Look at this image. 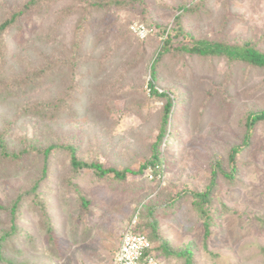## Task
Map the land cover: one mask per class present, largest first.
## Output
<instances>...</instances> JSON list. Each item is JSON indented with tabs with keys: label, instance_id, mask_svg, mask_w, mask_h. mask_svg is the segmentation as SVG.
<instances>
[{
	"label": "rangeland",
	"instance_id": "rangeland-1",
	"mask_svg": "<svg viewBox=\"0 0 264 264\" xmlns=\"http://www.w3.org/2000/svg\"><path fill=\"white\" fill-rule=\"evenodd\" d=\"M199 1L141 0L142 6L125 11L123 19L118 13L98 17L87 29L83 62L87 65L80 71L82 91L74 113L57 124L21 115L20 110L30 100L46 99L58 92L59 87L47 85V79L39 89L0 97V131L10 129L9 148L22 149L24 137L45 148L56 135L60 143L72 140L80 155L90 152L106 167L138 170L156 141L157 112L163 106L162 100L152 102L143 94L146 89L150 95V66L167 37L161 33L162 27L157 31L154 25L172 29L183 13L179 6ZM222 1L194 5L199 7L183 17L186 31L213 40L253 42L264 50V0H229L234 6ZM22 2L0 0V24L10 17V4L17 8ZM144 2L148 19L142 12ZM69 6L68 1H61L48 14L29 13L20 25L8 29L0 39V85L16 82L30 68L54 62L52 54L70 53L79 18L76 14L61 20ZM148 23L154 28L146 35L134 28ZM129 34L133 46L124 38ZM150 36L156 45L147 44L141 58L142 47L137 45ZM114 51L118 54L116 58L112 55L111 63L119 70L124 64L129 67L134 59L139 61L125 83L119 81L118 86L112 84L117 81L114 69L111 67L112 75L110 67L102 70L97 62L104 52ZM182 66L184 78L179 77L176 67L161 70L163 83L157 86L161 91L172 89L183 94L173 133L161 147L159 171L150 168L123 182L96 178L90 170L81 173L76 185L91 203L90 209L84 210L76 192L66 194L65 183L73 175L69 155L53 156V178L45 182L40 194L54 218L59 251L47 244L46 233L40 228L42 209L28 198L21 209L22 231L8 249L12 256L29 264H112L124 232L131 228L150 236L162 264H184L187 260L189 264H264V227L258 222V218L264 219V123L258 125L255 139L242 157L237 181L219 177L207 203L209 224L194 210L187 193L207 188L211 167L217 161L226 162L228 150L242 138L245 118L264 109V68H250L227 58L189 56ZM121 88L126 90L124 94ZM142 100L146 103L140 106ZM32 157L20 162L25 172L0 176V222L9 223V208L5 206L16 198L18 189L26 193L28 180L40 174V165ZM154 229L158 236H154ZM32 237L34 242H30ZM165 246L191 253L169 255Z\"/></svg>",
	"mask_w": 264,
	"mask_h": 264
},
{
	"label": "trees",
	"instance_id": "trees-1",
	"mask_svg": "<svg viewBox=\"0 0 264 264\" xmlns=\"http://www.w3.org/2000/svg\"><path fill=\"white\" fill-rule=\"evenodd\" d=\"M61 1H68L70 5L67 8L68 12L65 17L63 16L61 18V20H66L76 14L79 18L76 24V38L73 42L70 53H60L59 55L52 54L51 57L54 59V62L50 61V64L43 65L37 69L30 68L29 71L18 78L16 82L15 80H12L8 82V84L2 83V85H0V97L9 96L11 94L17 95L21 92H30L31 90L39 89L45 85L47 80V85H57L59 88L56 94H52L46 99L30 100L26 107L23 110H20L22 116L25 115L26 117L31 116L33 118L42 119L43 123L48 124H57L65 117L75 112L76 104L79 101V94L82 91L80 82L83 78L80 71L84 65H87L83 64L86 59L84 53L86 47L85 42L87 39L85 37L88 33L87 29L95 25L98 17L99 19H103L105 18L104 16L118 13L117 15L123 19L126 15L125 11L128 9L137 10L138 5H141V0H23L21 5L15 8L13 4H10L12 2H10L9 4L13 7V11H11L10 17L0 24V39L3 38L5 33L7 35L9 32L8 29L12 30L15 26L20 25L24 15L29 13H38L40 16L48 14L54 5ZM206 1L209 0H200L195 4H189L186 2L179 6L178 10H182L183 13H180L177 16L175 27L172 29L168 30L167 27L160 24L154 25V27L156 26L155 28L157 31L162 27L161 33H167V37L163 40L161 45L159 44V51L155 52V59L150 66L151 80L148 82L150 95L147 94L146 89L143 90V94L148 97L147 100L152 102L162 100L163 106L157 112L158 135L156 141L151 145L150 150L147 153L149 155L147 160L141 164L138 170H134L129 166H125L124 168H119L117 166L106 167L100 160L92 157L90 152H88V156L80 155L78 152V146L72 140L65 144L60 143V136L56 135V140L51 142V144L45 148L37 147L36 144L31 143L27 137H24L26 145L22 149L17 150L9 148L8 139L10 137V129L7 128L2 132L0 131V176L6 175L8 177L16 175L17 173H21L22 170L25 172L27 169L26 167L22 169V163L20 162L24 161L26 163L27 158L30 156H33L32 158L40 165L39 176L36 178L32 177L28 180L29 190L25 193L23 189H18L16 192V198L10 201L9 205L7 203L5 206L9 208V223L0 222V225L2 226L0 232V264H29L12 256L8 251L9 247L12 246L11 242L15 239L18 232L22 231L21 209L28 198L34 200V202L42 209L43 222L40 224V228L46 233L47 244L59 251V243L55 235L56 225L54 218L49 212V206L45 205V202L42 201V194H40L45 182L53 178V156L60 153H67L69 155L70 169L73 175L72 178H69L70 181L65 183L67 186L66 194L76 192L81 207L84 210H89L91 203L86 192L76 185V178L81 173L90 170L96 178L115 179L118 182H123L131 175L144 174L145 171L150 168L154 172L159 171V165L163 161L161 147L163 143L166 142L167 138L173 133L174 121L180 108V104L183 101V94H181V91L172 89L161 91L157 88L158 84L163 83L161 70H166L168 72L169 68L176 67V72L179 73V77L184 78L183 76L185 75L182 64L186 56L199 58H227L229 61L242 63L250 68H264V50L258 49L253 42L245 41L243 43H233L224 40H213L210 38L197 37L186 31L183 25V17L185 13L199 7H194V5H199L204 2L206 3ZM224 1H226L228 5L234 6L229 0H223L222 2ZM143 6L144 8L142 7V12L146 16V19H148L147 12L149 13V11H147L145 2ZM64 22L65 21H58L57 24ZM146 25L150 29L154 28L152 27L153 24L148 23ZM154 34L155 33H151L150 35ZM124 38L131 42V46L134 45V41L130 39V34L129 36L125 35ZM176 38L180 40L176 41ZM147 44H150L151 46L156 45L153 36H150L147 40L142 41L141 44L137 45V47H142L139 51L141 58H143V54L146 53ZM116 48L117 45L114 50ZM110 53L111 55H109ZM110 53L108 52V54H105L104 52L102 56L97 59V62L102 67V70L106 67H112L114 69L117 81H114L112 84L118 86L119 81L125 83L130 72L135 70L138 66L139 61L134 59L129 67L124 64L122 65V69L119 70L117 66L111 63L114 60L113 56L116 58L118 52L114 51ZM178 65H180V67H178ZM113 69L111 71L112 75H114ZM40 72H42V75ZM121 91V94H124L126 90L121 88ZM145 103L146 102L142 100L140 106ZM262 123H264V109L249 113L243 124L244 134L240 141L237 142V144L232 145L228 150L227 161L223 163L217 161L211 167L212 176L207 188L204 191L187 192L191 195L194 210L200 213L202 219H206L205 221L207 224H209L211 220L207 203L210 201L211 195L216 189V186H218L217 182L219 177L227 179L226 182L233 180L231 183H234L237 181L235 174L240 172L242 157L255 139L258 125ZM89 156L90 158H87ZM225 166L227 168H225ZM74 187H77L78 190ZM171 208L172 205L169 209ZM258 222L261 227H264L263 218H258ZM206 228H208L207 225ZM207 232H209V230H207ZM137 233L143 232L139 231ZM208 234L209 233H207V235ZM154 236H158L157 230L155 229ZM148 237L150 238V236ZM30 240V242H34L35 238L32 237ZM150 240L154 243L151 238ZM165 252L169 255L173 253L178 256H183L185 253H191V251L178 252L174 249H169L168 247L165 248ZM184 264H189L188 260Z\"/></svg>",
	"mask_w": 264,
	"mask_h": 264
},
{
	"label": "built area",
	"instance_id": "built-area-1",
	"mask_svg": "<svg viewBox=\"0 0 264 264\" xmlns=\"http://www.w3.org/2000/svg\"><path fill=\"white\" fill-rule=\"evenodd\" d=\"M141 34L146 35L152 29L146 25L134 26ZM112 264H162L154 244L145 233H137L131 228L124 232L120 247Z\"/></svg>",
	"mask_w": 264,
	"mask_h": 264
},
{
	"label": "clouds",
	"instance_id": "clouds-1",
	"mask_svg": "<svg viewBox=\"0 0 264 264\" xmlns=\"http://www.w3.org/2000/svg\"><path fill=\"white\" fill-rule=\"evenodd\" d=\"M147 236H148V235H147ZM154 252H156V251H155V246H154ZM158 258H159V257H158ZM160 261H161V260H160ZM161 263H162V262H161Z\"/></svg>",
	"mask_w": 264,
	"mask_h": 264
}]
</instances>
